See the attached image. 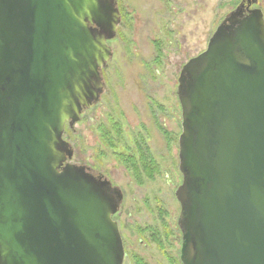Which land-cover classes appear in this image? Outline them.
<instances>
[{
  "label": "water",
  "instance_id": "water-1",
  "mask_svg": "<svg viewBox=\"0 0 264 264\" xmlns=\"http://www.w3.org/2000/svg\"><path fill=\"white\" fill-rule=\"evenodd\" d=\"M247 0L182 66L181 264H264V17ZM115 0H0V264H122L119 192L68 162ZM115 194V195H114Z\"/></svg>",
  "mask_w": 264,
  "mask_h": 264
},
{
  "label": "rangeland",
  "instance_id": "rangeland-1",
  "mask_svg": "<svg viewBox=\"0 0 264 264\" xmlns=\"http://www.w3.org/2000/svg\"><path fill=\"white\" fill-rule=\"evenodd\" d=\"M115 1L120 21L108 41L102 92L64 128L68 162L119 190L115 219L128 253L124 264H181L177 79L240 0ZM256 1L251 6L264 17V0Z\"/></svg>",
  "mask_w": 264,
  "mask_h": 264
},
{
  "label": "flooded vegetation",
  "instance_id": "flooded-vegetation-1",
  "mask_svg": "<svg viewBox=\"0 0 264 264\" xmlns=\"http://www.w3.org/2000/svg\"><path fill=\"white\" fill-rule=\"evenodd\" d=\"M257 2V1H256ZM240 3H242V4H244V5H246L247 4V0H240ZM239 3V4H240ZM253 6V5H252ZM90 174H92V173H90ZM93 175V174H92ZM94 177H96V178H102V176L101 175H99V174H97L96 176L95 175H93ZM106 180V179H105ZM108 181V180H107ZM109 182V181H108ZM108 186H109V190L112 192V190H113V188H116L115 186H111V183L109 182V184H108ZM117 189V188H116ZM118 190V189H117ZM118 192H119V190H118ZM119 194V200H118V203H119V201L121 200V195H120V193H118ZM115 195V194H114ZM118 207V206H117ZM117 214V211H115V213L113 214V220H115V222L117 223V226H118V222H117V220L115 219V217L117 216L116 215ZM118 230H119V233H120V229H119V226H118ZM181 232V231H180ZM120 237H121V240H122V244H123V250H124V256H123V262H122V264H124V260L126 259V257H127V251H126V248H125V244H124V239H123V236L121 235V233H120ZM179 261H180V259H179ZM181 263V262H180ZM147 264V263H146Z\"/></svg>",
  "mask_w": 264,
  "mask_h": 264
},
{
  "label": "trees",
  "instance_id": "trees-1",
  "mask_svg": "<svg viewBox=\"0 0 264 264\" xmlns=\"http://www.w3.org/2000/svg\"><path fill=\"white\" fill-rule=\"evenodd\" d=\"M138 174V173H137ZM137 177L139 178V176L137 175ZM138 181H139V179H138ZM140 264H146V263H140Z\"/></svg>",
  "mask_w": 264,
  "mask_h": 264
}]
</instances>
